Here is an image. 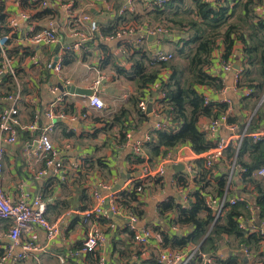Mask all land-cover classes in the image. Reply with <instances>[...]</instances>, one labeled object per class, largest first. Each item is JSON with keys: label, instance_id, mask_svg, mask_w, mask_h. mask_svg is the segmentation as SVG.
I'll return each mask as SVG.
<instances>
[{"label": "crops", "instance_id": "obj_1", "mask_svg": "<svg viewBox=\"0 0 264 264\" xmlns=\"http://www.w3.org/2000/svg\"><path fill=\"white\" fill-rule=\"evenodd\" d=\"M40 1L46 4L44 8L41 3L31 0H0V14L5 18L4 23L0 24V33L5 35L10 31L8 25L12 19L15 20L5 55L11 61L15 90L19 89L22 98L19 111L22 123H29L33 112L38 110L42 114L40 125H48L50 121L44 116V112L50 106L62 109L66 115L65 118L54 121V128L50 133L51 141L58 151L57 159L63 164L64 170L55 171L53 167H46L45 159L36 150V144L28 132L20 131L16 142L5 147L2 185L5 195L12 203L17 202L23 195L30 201L41 195L46 204L47 220L56 223L61 232L55 240L47 241L45 233L33 227L20 237L17 245H12L7 236L9 223H0V258L10 253L8 259L1 264H95L97 257H104L107 264H141L152 257L158 260L161 253L170 250V247H164V234L182 235L189 232L188 227L181 226L180 231H173L171 221L176 219L177 212L172 209L160 214L161 205H184L183 196L187 191H198L204 185L211 189L224 175L228 178L231 171L233 177L228 188V199H242L249 205L248 210L257 208L254 210L253 219L249 215L247 219H242V223L250 234H258L257 230L264 233V218L261 220L256 215L259 207L255 198L258 194L254 186L242 182L243 172L239 169L244 168L236 161L233 168V162L225 157V153L220 161L207 170L187 145L177 146L169 151L173 160L166 164L161 178H135L140 164L133 162V146L142 143L145 135L163 117L157 118L153 112H144L147 118H138L130 99L142 92L151 96L146 98L147 104L150 100L161 99V86L156 82L145 89H138L135 81L117 73V69L130 70L131 60L138 59L140 54L152 58L158 52L172 54L174 43L183 35L191 37L193 31L186 23L190 19H196L195 3L204 0H171L175 2L163 8H155L151 4L152 0H133V9L126 8L124 16H118V11L125 7L127 0ZM81 14L88 15L97 22L99 33L86 42L80 52L64 51V47L71 43V27L68 21ZM255 15L257 19L264 21V0L256 7ZM118 19L119 22L113 27ZM50 20L56 24L60 36L58 43L50 46L28 43L29 28H43ZM121 25H131L135 29L113 40L102 38L101 30L107 32L113 28L111 34L107 35L110 36ZM144 25L160 27L163 32L158 35H145L142 31ZM216 45L204 71L219 79L222 88L216 90L206 85H197L196 89L214 103L228 101L233 109L231 114L235 113L238 119L228 123L235 126L233 133L223 126L212 138L234 139L244 131L251 134L264 128V121H260L258 129L251 130L253 125L248 127L256 115L241 108L239 101L242 91L234 84V73L223 69V64L230 63L233 66L236 61L240 62L241 69V45L237 42L234 47L236 57L231 55L226 62L221 58V40H217ZM58 55H62L67 63L62 62V71L55 74L51 63ZM34 57L39 60L38 66L32 62ZM169 73L168 70L161 72L163 81L168 79ZM98 78L102 80L96 88V95L104 103V108L100 110L90 107L86 97L61 93L57 88V84L61 83L63 86L91 89ZM52 87H56L58 91L52 93ZM0 93H3L1 85ZM60 96L61 101L57 102L56 99ZM154 105L152 104L153 109ZM121 109H128L131 114L120 126L113 124L111 120ZM256 112L257 110L253 113ZM210 121L201 118L200 129L208 133ZM122 132L125 140L120 142ZM207 138L210 139L208 136ZM245 138L250 140L249 137ZM243 159L249 160L247 155ZM189 162L193 164V170L188 175L185 168ZM122 177H125V181L121 191H131L140 185L139 203L131 206L140 211V215H137V228L147 227L153 232L152 239L145 247L134 242L126 216L113 215L109 219L91 217L88 220L82 216L84 211L94 206V191L104 195L108 192L104 186L111 190ZM254 180L264 188L263 180ZM133 212L135 213L134 210ZM93 225H97L105 235L104 244L94 254L78 252L87 231ZM32 241L38 249L24 251L23 245ZM243 247L246 246L237 244L234 240L230 242L224 237L218 246L216 257L225 259L238 254L241 264H264V239L257 252L250 248V257L243 255ZM18 255H22V258L18 259Z\"/></svg>", "mask_w": 264, "mask_h": 264}, {"label": "trees", "instance_id": "obj_2", "mask_svg": "<svg viewBox=\"0 0 264 264\" xmlns=\"http://www.w3.org/2000/svg\"><path fill=\"white\" fill-rule=\"evenodd\" d=\"M177 1V0H175ZM175 1L168 0L166 5ZM263 0H221L219 5L209 2L197 1L196 19H190L186 26L193 31L191 37L182 36L176 43L172 52V62H158L146 54H140L139 58L132 59V67L126 71L117 69L128 80L135 81L138 89H145L148 85L159 82L160 92L164 95L162 99H155L161 105L164 112L171 118V126L165 130H152L149 135L152 138L149 142L143 143L144 155L147 162L152 163L167 154L177 146L187 145L194 154H201L213 146L212 141L207 138V132L199 127V120L207 118L213 120L227 111L228 104L214 103L204 104V97L196 89L197 85H206L216 90L222 88L221 81L211 77L204 70L211 58L212 52L217 47V40H221L223 46L222 60L228 61L234 53L237 42L241 45V69L239 80L236 84L240 90L250 89L248 96L241 95L239 104L241 108L247 109L248 99L257 100L264 95V21L257 19L255 9ZM126 14H123L124 16ZM4 17L0 14V24L4 23ZM198 19H200L198 21ZM120 19L116 20L113 27ZM182 25V23H179ZM185 26V24H184ZM113 28L107 32L101 30L102 36L111 34ZM1 36V33H0ZM67 63L63 60V64ZM2 57H0V68ZM63 66V65H62ZM170 73L166 81L162 80V70ZM0 85L3 87L1 96H7L15 90L12 75H0ZM150 96V94H148ZM145 92L138 93L130 99V104L135 109V115L140 119L147 116L137 107L141 99L148 97ZM151 98V96H150ZM256 104H254L253 108ZM0 105V109H1ZM131 114L128 109H121L112 116V123L122 125ZM255 117L249 122L251 130L260 128V121H264V101L255 113ZM235 113L228 116L227 123L236 121ZM259 122V123H258ZM120 142L125 140V134L121 133ZM247 155L249 160L243 159ZM145 157L134 156L133 162L141 164ZM225 157L233 162L236 161L245 172L241 175L242 182L254 186L258 197L255 198L259 207L256 215L259 219L264 218V188L252 174L258 168L264 166V139L259 142L243 138L238 149L229 146L225 151ZM209 170V169H207ZM233 177V175H232ZM226 175L221 177L211 189L205 185L192 194L191 200L186 207L183 205L163 203L160 207V214L175 209L177 217L172 224L181 227H188L189 232L175 235L164 234V247L170 250H186L197 247L200 252L207 253L215 259L216 264H241L238 254H233L225 259L216 257L218 246L224 237L228 241L234 240L237 244L242 243L249 250L257 252L259 244L264 235L250 234L246 229L239 228V217L248 218L249 205L247 202H238L230 207L221 219L213 224L211 212L205 206V198L208 196L221 198L225 191L228 193ZM232 179V178H231ZM231 182V180H230ZM136 187V186H135ZM140 185L131 191L119 193L120 203L127 206L137 215L140 211L132 207L137 204L140 195ZM227 187V188H226ZM136 207V206H135ZM137 211V212H136ZM251 248V249H250ZM184 250V253L187 251ZM98 258V257H97ZM97 259L95 260V262ZM141 264H159L155 257L142 262ZM186 264H201L200 259L195 257Z\"/></svg>", "mask_w": 264, "mask_h": 264}, {"label": "built area", "instance_id": "obj_3", "mask_svg": "<svg viewBox=\"0 0 264 264\" xmlns=\"http://www.w3.org/2000/svg\"><path fill=\"white\" fill-rule=\"evenodd\" d=\"M34 3H41V7L44 8L46 4L41 2L40 0H31ZM168 0H152L151 4L155 8H163ZM221 0H204V2L209 3H219ZM133 0H127V4L125 7L118 11V16L124 14V11L127 9H133ZM15 20L12 19L8 25L10 31L6 32L5 35L0 36V57H2V64L0 68V75H13V70L10 65L11 61L6 57L5 51L8 45V42L11 40L13 30L15 27ZM68 25L71 27L70 39L71 43L64 47V51H72V52H80L86 42L93 39L96 33H99L98 24L96 21L92 20L90 16L81 14L77 18L71 17L68 21ZM135 29L133 26H120L115 29L110 36H102L103 39L113 40L116 37H120L124 34H128ZM143 33L145 35H158L163 32V29L160 27L152 26V25H144L142 27ZM59 34L57 33L56 24L54 21L50 20L47 22L46 26L40 29H35V27L31 26L29 28V33L27 36V41L30 44L36 46H50L58 43ZM139 42V41H138ZM55 61V65L52 70H54L55 74H59L62 69V55H58ZM154 60L158 62L166 63L172 59L171 54L166 53H156L153 56ZM32 62L34 65H39V60L37 58H32ZM223 69L225 71H233L234 73V84H237L239 80V72L234 71L233 67L230 63L223 64ZM162 71H165L164 69ZM102 78H98L94 83L93 94L89 97H86V101L90 107L95 109H103L104 103L102 100L96 95V88L100 84ZM67 86V85H65ZM58 89L56 87L51 88L52 93H56ZM68 94V93H67ZM251 94L250 89H244L241 92V95L248 96ZM164 95L161 93V99ZM148 98V97H146ZM57 102L61 101V96L56 99ZM154 105L155 109L152 108L154 116L157 118L163 117L162 121H157L152 130L160 131L165 130L171 126V118L167 115L162 109L161 105L157 103V101L150 100ZM1 109H0V223H9L8 230V238L11 240L12 245H17L19 243V239L23 234H27L33 227H37L41 229L46 236L47 241L55 240L60 235V227L56 223H52L47 220L45 216L46 204L42 199L41 195L35 196L31 201L23 195L19 198V200L15 203H12L10 199L5 195V191L2 185V173L4 168L3 156L5 152V147L8 145H12L16 142L18 133L20 131H26L30 135L33 142L36 144V150L40 153V155L45 159L46 167H53L55 171L64 170L63 164L57 159L58 151L54 147L50 133L54 128V121L65 118L66 115L63 113L62 109H55L50 106L44 112V116L50 121V123L44 127L40 125L41 112L38 110L34 111L31 120L27 124H23L20 119V105L22 102V98L19 93V89L17 88L13 92H10L7 96L0 95ZM211 101L208 97H204V104L207 105ZM228 104V101H224ZM147 99H141L137 105L140 111L145 112L147 108ZM229 105V104H228ZM233 112L231 105L228 106L226 112L221 114L219 117L210 121L207 130V136L212 141L213 146L206 150L201 154H194L196 159H200L203 162V166L205 169H211L213 165L220 161L224 157V153L229 146H232L236 149L240 147V144L245 137H249L252 142L256 143L264 139V128L254 132L247 133L244 131L239 136H236L234 139L230 138H222V139H213L215 137L216 132L220 127H227V129L233 133L235 130V126L228 124L227 119L228 116ZM248 125V124H247ZM150 132V131H149ZM149 132L145 135L143 142L138 143L133 146V154L135 156L145 157L143 154V143L149 142L152 138V135H149ZM172 153L168 152L164 156L157 159L155 162L149 163L147 162V158L145 157V161L140 164L139 172L135 174V178H139L141 180L147 179H155L161 178L165 173V166L167 163H170L172 159ZM235 166V160H233L232 167ZM193 164L189 162L186 166L185 171L189 175L192 173ZM240 172H245V169H239ZM41 174V173H40ZM233 172L231 171L228 175V183H231L230 180L232 178ZM254 179H260L264 181V166L255 170L252 174ZM229 188V185H227ZM108 192L104 195L99 194L94 191V206L90 209L84 211L82 216L85 217L86 220L94 217L96 219H109L113 215L126 216L128 220V226L130 231L133 233V240L138 246H147L150 240L153 237V232L150 228L141 227L137 228L138 216L134 213L130 208L124 206L120 203L119 193L122 192L121 189L113 192L109 190V187L104 186ZM195 191H187L184 194V202L182 204L183 207L188 205V202L192 198V194ZM243 200L240 198H231L228 199L227 191L224 192L221 198H215L208 196L205 198V206L211 212V216L213 218V224L221 219L224 213L232 206L237 204L238 202H242ZM257 208H250L249 213L251 215V219L254 217V212ZM242 217H239V228L245 230V225L242 223ZM171 229L173 231H180V225L172 224ZM255 230V227H253ZM258 234L264 235L263 231L257 230ZM184 234V233H183ZM2 232L0 231V237ZM105 242V235L98 228L97 225H93L87 231L84 240L81 244V248L78 252L86 253V254H94ZM24 251H35L37 250V245L32 241L26 245H23ZM243 255L246 257H250V250L247 247L242 248ZM9 252L7 255L2 256L0 258V264L8 259ZM73 255V254H72ZM197 257L200 259L201 264H216L215 259L210 257L208 254L200 252L197 247H191L187 252H180L174 250H167L161 253L158 257L159 264H186L191 259ZM17 258H22V255H18ZM39 264V263H35ZM95 264H107L104 257H98Z\"/></svg>", "mask_w": 264, "mask_h": 264}, {"label": "water", "instance_id": "obj_4", "mask_svg": "<svg viewBox=\"0 0 264 264\" xmlns=\"http://www.w3.org/2000/svg\"><path fill=\"white\" fill-rule=\"evenodd\" d=\"M55 61H56V58L51 63V69H53V67L55 65ZM232 67H233L234 71H239L240 62L236 61V63H234V65ZM57 88L59 89V91L61 93L65 92V93H68L70 95H77V96H81V97H89L93 94L92 89H83V88L75 87L73 85L63 86L61 83H58ZM263 99H264V95H263L262 99L260 100L259 105L256 106L255 110H257L260 107L261 103L263 102ZM151 111H152V104L150 101L149 104L147 105L145 112L147 114H150ZM124 181H125V177H122V179L115 185V187L113 189H111V191H113V192L118 191L122 187Z\"/></svg>", "mask_w": 264, "mask_h": 264}, {"label": "rangeland", "instance_id": "obj_5", "mask_svg": "<svg viewBox=\"0 0 264 264\" xmlns=\"http://www.w3.org/2000/svg\"><path fill=\"white\" fill-rule=\"evenodd\" d=\"M153 26H154V25H153ZM171 55H172V54H171ZM170 62H172V60H171ZM261 99H262V97L259 98V99H257V100H254V98H252V99H248L246 105H249V107L247 108V110H248L249 112H251L252 114H255V113H253V112L255 111L254 108H255L257 105H259ZM263 101H264V99H263ZM254 104H256V105H255V107L253 108ZM261 104H262V103H261ZM257 110H258V109H257ZM251 113H250V114H251Z\"/></svg>", "mask_w": 264, "mask_h": 264}]
</instances>
